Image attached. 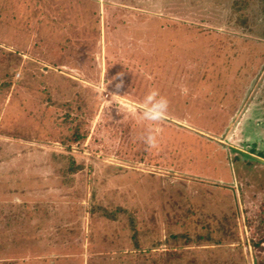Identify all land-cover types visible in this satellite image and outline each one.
Instances as JSON below:
<instances>
[{"label": "rangeland", "instance_id": "1", "mask_svg": "<svg viewBox=\"0 0 264 264\" xmlns=\"http://www.w3.org/2000/svg\"><path fill=\"white\" fill-rule=\"evenodd\" d=\"M0 264H264V0H0Z\"/></svg>", "mask_w": 264, "mask_h": 264}, {"label": "clouds", "instance_id": "2", "mask_svg": "<svg viewBox=\"0 0 264 264\" xmlns=\"http://www.w3.org/2000/svg\"><path fill=\"white\" fill-rule=\"evenodd\" d=\"M116 87L119 88L120 85L118 84ZM112 96L117 100L126 97V95L115 94ZM127 106L129 110L137 112L139 118L150 126L165 119L168 111V101L157 89L148 90L139 100H128ZM143 139L148 146H155L157 143L156 131L152 127H149Z\"/></svg>", "mask_w": 264, "mask_h": 264}, {"label": "trees", "instance_id": "3", "mask_svg": "<svg viewBox=\"0 0 264 264\" xmlns=\"http://www.w3.org/2000/svg\"><path fill=\"white\" fill-rule=\"evenodd\" d=\"M78 138V137H77Z\"/></svg>", "mask_w": 264, "mask_h": 264}]
</instances>
